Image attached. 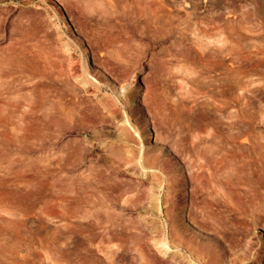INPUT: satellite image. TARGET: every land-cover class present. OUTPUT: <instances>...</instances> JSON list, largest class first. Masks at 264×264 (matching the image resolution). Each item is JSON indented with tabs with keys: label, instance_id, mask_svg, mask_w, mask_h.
<instances>
[{
	"label": "rangeland",
	"instance_id": "rangeland-1",
	"mask_svg": "<svg viewBox=\"0 0 264 264\" xmlns=\"http://www.w3.org/2000/svg\"><path fill=\"white\" fill-rule=\"evenodd\" d=\"M83 1L0 0V52L14 48L26 65L22 79L34 74L39 89L53 93L84 124L53 145L36 120L44 103L27 119L28 142H20V149L34 148L32 153L7 155L0 142V264H165V258L179 264L172 256L178 250L198 264L187 247L168 242L177 241L169 237L166 205L150 209V195L133 216L126 215V221L148 215L150 222L141 219L147 223H142L144 237L129 231L103 235L93 218L61 220L51 209L53 191L64 194L69 210L85 206L90 197L80 177L102 158L111 162L143 153L151 160L145 169L133 160L125 165L134 168L128 169L131 173L117 177L130 181L126 186L136 192L137 180L148 172L162 178L177 174L181 182L171 195L180 200L174 207L180 214L183 202L189 205L191 182L176 147L187 157L202 155L205 170L220 166L227 177L219 232L212 235L207 225L183 217L178 225L185 239L205 243L227 262L250 245L257 264H264V220L254 223L251 214L252 206L264 205V59L254 54L240 60L211 57L209 50L184 40L193 72L183 75L172 60L180 20L189 10L182 0ZM263 1L222 0L227 8L201 13V26L215 32L223 22L238 24L253 35L264 25ZM82 78L89 82L81 84ZM148 132L154 137L148 138ZM210 139L211 149L195 150L197 142ZM53 147L65 154L62 168L63 160L56 159L54 176L48 156ZM152 185L153 193L164 196L167 188ZM102 241L115 251L101 252ZM234 241L241 245L232 254L228 245Z\"/></svg>",
	"mask_w": 264,
	"mask_h": 264
},
{
	"label": "bare ground",
	"instance_id": "bare-ground-1",
	"mask_svg": "<svg viewBox=\"0 0 264 264\" xmlns=\"http://www.w3.org/2000/svg\"><path fill=\"white\" fill-rule=\"evenodd\" d=\"M182 1L184 6L189 8V10L187 11L186 17L180 20L183 25L178 31L179 48L173 55L172 60L175 61L183 75L192 74L193 72L188 64L189 60L185 53L184 40L197 46L202 52L209 50L211 52V57L221 55L240 60L248 54H254L264 59V25L261 26V30L257 33L248 35L244 31L247 30L246 26L223 22V24L219 25V29L213 32L201 26L203 22L200 19L202 17L201 13L204 11L211 12V10H214V8L219 5H222L223 8H227L226 5L221 4L222 0ZM82 2L84 1L82 0ZM259 9L264 16V1ZM24 69H26V65L17 58L14 48L11 49L10 52L4 50L0 52V142L3 145L4 153L7 155L22 156L24 153L27 154L34 151V148L20 149L19 147L22 145L20 142H28V138L24 136V133H26L24 131L28 130L30 125L27 119L33 117L35 112L40 109L41 105L44 103L46 106L40 111L36 120L39 121V126L41 128L43 127L44 137L49 138L53 145L58 143V139L67 130H80L84 126L82 118L71 112L62 102L57 101L53 93L46 92V94H44V92L39 89L40 81L33 78L34 74H32L29 79H22V72H24ZM245 75L250 76L252 72H247ZM78 81L81 82V84L89 82L86 78H82ZM63 83L69 85L70 80L64 78ZM61 125L64 128L58 129ZM147 135L148 138L154 137L153 135L151 136L150 132H148ZM213 144L214 141L210 139L199 141L194 147L195 150H209L214 146ZM175 150L180 153L182 160H184L187 165L189 170L188 177L191 182L189 205L183 202L180 214L174 212V207L180 200L177 201L171 194L173 191L177 190L181 178L177 174L162 178L156 171H152L151 173H147L148 176L146 179H143L145 176H140L143 174L141 168L145 169L147 163L151 162L149 156L143 153L141 155L133 154L130 158L112 159L111 162H108L105 159L106 157L104 159L102 158L100 164L90 167L88 169L89 171L84 172L80 177L82 181V190L90 197L85 200V206H77L74 210H69L65 204L64 194L61 193V195L58 196L56 192L53 191L51 195V209L55 213V216L61 220H70L75 217H91L101 227V232L105 231L103 235H112L119 231H129L139 237H144L146 230H143L142 223L147 225L146 222H143L144 220L150 222L148 221L150 218L147 219L148 215L146 217H141L139 214L143 221L138 218L126 221V215H129V217L133 216L132 211L140 207L144 199L150 195V209L155 208L156 211H159L163 203L166 205L164 215L170 229L169 237L174 236L177 241L175 242L170 238L168 242L171 243L172 240V244L176 247L181 246V249L187 247L191 257L198 264H257V258L254 256L255 252L252 251L250 245H247L242 253L233 256L227 262L225 261V255H213L205 243L192 239H185L183 229L178 225L183 217L193 224H198L200 226L207 225L213 232L210 233L212 235L219 232L218 228H220L219 226L223 221V209L221 206L225 202V194L222 192H224V185L227 177L220 166L213 172L205 170V164L203 162L204 157L202 155L193 154L192 156L190 154V156L187 157L179 148L176 147ZM48 156L50 158V171L54 176L57 170L56 159L59 156L61 157L60 159L63 160L61 164L62 168L64 166L65 154H59L53 147L49 150ZM133 160L136 165L141 167L139 169L141 170V174L139 173L141 178L137 180L138 189L136 192L132 191V185L126 186L130 181L123 177H117V173L124 175L127 171L130 172L128 169H134L132 166L131 168L125 166L127 164L132 165ZM132 173L134 174V172ZM137 175L138 174H136V176ZM148 183H152L156 186H163L167 188V191L164 196H159L155 194L156 190L155 193H153L154 191L149 189ZM153 185L152 187H155ZM58 207L61 209L60 213L57 211ZM251 211L254 223L258 220H264V205L255 204L252 206ZM153 215L155 216V214ZM155 218L156 217L151 219L152 224H155L153 222ZM154 228L157 227H153L151 230ZM161 238L160 244L165 245L167 241L166 238ZM240 245V242L234 241L230 242L228 246L233 250V254L237 252L236 248L240 247ZM166 249H163L165 254L167 252ZM100 250L107 254H112L115 251L112 245L105 242L100 245ZM183 253L182 251L180 253L178 250L174 252L172 256L179 264H195L192 263L191 260L187 261L185 259L186 255ZM164 262L168 264L169 259L165 258L163 263ZM138 264L146 263L141 262Z\"/></svg>",
	"mask_w": 264,
	"mask_h": 264
}]
</instances>
